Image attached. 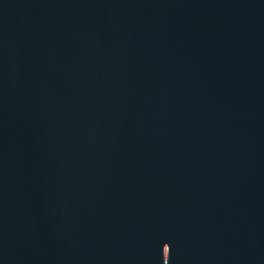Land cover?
Segmentation results:
<instances>
[{"label": "water", "instance_id": "obj_1", "mask_svg": "<svg viewBox=\"0 0 264 264\" xmlns=\"http://www.w3.org/2000/svg\"><path fill=\"white\" fill-rule=\"evenodd\" d=\"M0 264H264V0H0Z\"/></svg>", "mask_w": 264, "mask_h": 264}]
</instances>
